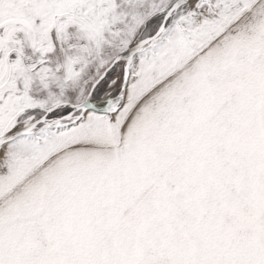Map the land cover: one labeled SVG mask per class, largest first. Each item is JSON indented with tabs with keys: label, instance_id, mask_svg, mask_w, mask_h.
Instances as JSON below:
<instances>
[{
	"label": "snow or ice",
	"instance_id": "6c2138e0",
	"mask_svg": "<svg viewBox=\"0 0 264 264\" xmlns=\"http://www.w3.org/2000/svg\"><path fill=\"white\" fill-rule=\"evenodd\" d=\"M0 264H264V0H0Z\"/></svg>",
	"mask_w": 264,
	"mask_h": 264
}]
</instances>
